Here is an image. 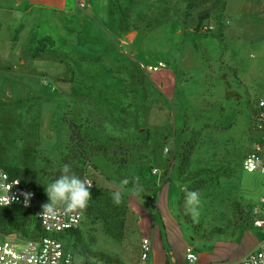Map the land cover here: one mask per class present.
Instances as JSON below:
<instances>
[{"label":"rangeland","instance_id":"1","mask_svg":"<svg viewBox=\"0 0 264 264\" xmlns=\"http://www.w3.org/2000/svg\"><path fill=\"white\" fill-rule=\"evenodd\" d=\"M83 1L45 15L23 9L13 31L0 29V159L40 172L43 203L64 164L100 192L121 191L119 238L88 215L78 237L61 235L73 264H140L146 223L120 176L150 190L142 197L167 186L166 200L149 208L165 243L167 227L198 255L230 257V243L252 227L244 186L261 187L241 180V165L255 140L254 106L264 99V0ZM204 24L211 34L200 32ZM45 39L44 57L30 59ZM68 123L94 154L90 163L74 159ZM187 191L199 193L196 219L185 208Z\"/></svg>","mask_w":264,"mask_h":264},{"label":"built area","instance_id":"2","mask_svg":"<svg viewBox=\"0 0 264 264\" xmlns=\"http://www.w3.org/2000/svg\"><path fill=\"white\" fill-rule=\"evenodd\" d=\"M77 2L81 8L85 7L83 0H77ZM213 30L214 28L210 24H204L200 27V32L206 35L211 34ZM252 130L255 140L252 148L244 157L242 168L248 174L264 175V99H259L254 106ZM152 173L157 175L158 170L154 169ZM0 185H3V187H0V195L5 194V188H11L9 195L15 197L9 206L16 205L28 209H37L38 223L45 233L43 237L36 240L14 237L1 239L0 264H73L72 253L65 249L58 236L79 230L84 215L82 217L64 218L60 221L42 219L40 213L42 212L41 206L44 203L40 201L38 192L24 189L19 179L11 178L9 173L1 167ZM23 193L32 194L27 207H25ZM250 213L252 226L259 231L260 235L256 247L237 261L227 259L204 264H264V196L258 199L257 204L251 208ZM152 254V239L142 237L139 244L140 264H156L152 261ZM184 254L185 264H202L200 256L191 246L185 248Z\"/></svg>","mask_w":264,"mask_h":264},{"label":"crops","instance_id":"3","mask_svg":"<svg viewBox=\"0 0 264 264\" xmlns=\"http://www.w3.org/2000/svg\"><path fill=\"white\" fill-rule=\"evenodd\" d=\"M70 0H0V29L7 27V31H13L14 30V21L13 16L14 14L20 15L26 14L30 16L31 9H35L39 11V14H46V12L54 11L57 12L62 11L67 8ZM23 5L20 9L16 12L17 6ZM23 9H26L23 10ZM229 9V8H228ZM227 9V11H228ZM25 11V12H23ZM226 11V13H227ZM29 12V13H28ZM42 12V13H41ZM10 16V17H9ZM9 17V18H8ZM6 18V19H5ZM37 19V18H36ZM39 19V18H38ZM29 21V17L26 18L24 21ZM22 24V23H21ZM28 24V23H27ZM219 31H223V28H218ZM217 30V31H218ZM136 36V35H135ZM125 42V41H123ZM10 46L13 48V45L6 44V47ZM161 65V63H159ZM156 68V67H154ZM153 68V69H154ZM160 78H166V75L159 76ZM245 175L251 176L253 178V181H256V184H258L261 187L260 190L257 192V188H251L244 186V191L246 194L249 195V201H251L252 207L255 206L258 202V199L261 196H264V175L263 174H248L246 172L241 173V180L242 177ZM163 188L160 189L157 192V194H153L150 197H140L136 196L131 192H127L128 194V200L130 207L139 215L142 216L143 222L146 223V226L143 227L140 231V238L142 237H150L153 242V254H152V261L156 264H185V248L190 246L185 243H181L178 241L175 236H172L170 234L169 228L165 227V236L167 239V243L164 242L163 235L160 232V229L157 228L155 225H152V217H153V210L149 209L150 206H153L151 203L153 202H162L165 201L164 192L166 191L165 185L162 186ZM257 187V186H256ZM243 190V186H242ZM253 202V203H252ZM143 206H147L146 208ZM154 204V203H153ZM163 208L160 209L156 206V212L157 214H161L162 216H165L162 212ZM142 222V220H139V224ZM152 223V224H151ZM174 225V224H173ZM252 226V225H251ZM245 234V235H244ZM244 236L242 239L239 240V242H231V245H235L236 249L234 253L230 254V257L224 258V259H218V256L213 254V252H205L200 256V262L202 264L209 263V262H216L219 260H233L235 261V257L239 256L242 257L247 252L254 249L258 243L259 240V231L255 228L250 227L248 230H244ZM141 240V239H140ZM192 247V246H191ZM180 250V251H179ZM71 253V252H70Z\"/></svg>","mask_w":264,"mask_h":264},{"label":"trees","instance_id":"4","mask_svg":"<svg viewBox=\"0 0 264 264\" xmlns=\"http://www.w3.org/2000/svg\"><path fill=\"white\" fill-rule=\"evenodd\" d=\"M213 2L225 3L223 0H211ZM201 17L200 20H202ZM208 15L203 19H207ZM48 40L38 41L39 47L31 49L27 55L32 60H39L44 57V53L49 49L46 44ZM70 130V144L71 151L73 153L74 159L78 163H90L92 156L94 154H88L85 150V141L81 137L80 133L75 131L71 123H68ZM193 146L190 147L188 154H192ZM101 149L98 148V152ZM66 159L64 161L66 162ZM244 160V159H243ZM64 162V163H65ZM243 163V161H242ZM0 167L7 171L11 178L19 179L21 181L22 187L27 190L38 191L41 182V174L38 170L27 165L26 167H16L12 165H7L5 161L0 159ZM242 167V165H241ZM243 171V168H242ZM244 172V171H243ZM84 177V176H83ZM200 177V174L193 176L192 180H196ZM127 179L129 183L123 187L126 191L133 193L136 196H144L150 190L142 189L134 185L128 178L121 177L120 181ZM94 187V185H93ZM91 188L92 199L89 201L87 209L84 211V218L86 215L101 221L107 233L115 238H119L121 234V228H119L118 222L115 220V209L116 206L112 200V192H100L98 189ZM135 189H139V194L136 193ZM14 233H19L21 239L36 240L45 235L43 229L39 226L37 219V209H28L22 206H7L0 207V236H9ZM71 236H79V230L70 233ZM59 239L62 236H58Z\"/></svg>","mask_w":264,"mask_h":264},{"label":"clouds","instance_id":"5","mask_svg":"<svg viewBox=\"0 0 264 264\" xmlns=\"http://www.w3.org/2000/svg\"><path fill=\"white\" fill-rule=\"evenodd\" d=\"M165 149V153H167ZM127 179L121 181V185H127ZM18 184V183H17ZM3 187V185H0ZM93 181L88 178L78 176L73 172L69 164H64L60 168V175L54 181L49 183L45 188V193L48 197V202L44 203L40 216L42 219L51 221H60L64 218L82 217L84 211L92 199L91 188ZM11 188H5L4 195H0V207L9 206L15 197L9 195ZM139 194V189H135ZM25 196V207L28 205V200L31 193H23ZM113 203L119 205L122 202V193L120 190L112 192ZM200 197L196 191H187L185 195L186 211L196 219L199 216Z\"/></svg>","mask_w":264,"mask_h":264}]
</instances>
